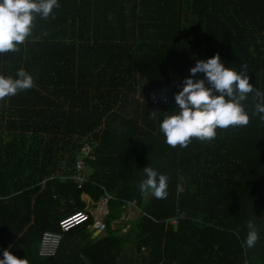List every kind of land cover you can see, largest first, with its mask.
Here are the masks:
<instances>
[{
  "label": "trees",
  "instance_id": "16d2710c",
  "mask_svg": "<svg viewBox=\"0 0 264 264\" xmlns=\"http://www.w3.org/2000/svg\"><path fill=\"white\" fill-rule=\"evenodd\" d=\"M59 4L54 18H35L18 52L0 53V75L22 67L34 81L0 100V234L18 218L40 243L86 209L87 195L107 199L108 214L103 237L82 247L83 264H264V123L251 115L252 94L249 123L210 141L171 147L159 130L198 59L243 64L264 92V0ZM86 143L95 159L79 188L68 178ZM148 165L168 178L163 199L137 187ZM132 202L140 216L113 228ZM248 220L261 237L252 248L243 246Z\"/></svg>",
  "mask_w": 264,
  "mask_h": 264
},
{
  "label": "clouds",
  "instance_id": "9594fccd",
  "mask_svg": "<svg viewBox=\"0 0 264 264\" xmlns=\"http://www.w3.org/2000/svg\"><path fill=\"white\" fill-rule=\"evenodd\" d=\"M59 7V0H0V53L18 52L32 33L35 18H54V9ZM189 73L181 90L174 96L177 111L166 115L159 123L167 145L184 148L192 138L200 141L214 139L217 129L246 126L249 113L243 102L250 93L254 99L251 115H258L260 122L264 123V92L254 90L249 83L245 65L241 64L240 71L226 67L216 53L207 59H198ZM198 73H203V78H197ZM33 83L32 75L22 67L14 76L0 75V100L30 89ZM155 114L150 111L151 116ZM143 173L137 185L139 191L157 199L165 198L167 176L150 165L143 168ZM246 228L243 246L252 248L261 238L260 233L252 220L246 222ZM22 260L5 248L0 264H22Z\"/></svg>",
  "mask_w": 264,
  "mask_h": 264
},
{
  "label": "crops",
  "instance_id": "0c3cea01",
  "mask_svg": "<svg viewBox=\"0 0 264 264\" xmlns=\"http://www.w3.org/2000/svg\"><path fill=\"white\" fill-rule=\"evenodd\" d=\"M87 172H89L88 169ZM82 199L87 204V210H95L97 203L93 202L89 196L83 195ZM11 203V201L7 202V204ZM19 209L20 217L22 218L25 215L22 204H19ZM140 213L136 205H131L127 208L122 218L129 220V223L137 219ZM20 223L18 218H15L14 224L6 222L3 232L0 234V258H2L3 250L7 248L15 256L23 259L22 264H41L39 262L40 243L38 242V235H28V228L24 229ZM103 233L104 232L97 234V230H93L89 226L86 228L80 227L79 229L66 233L56 258L53 261L43 264H83V262L78 259L81 257L82 247L88 243L90 238L103 237Z\"/></svg>",
  "mask_w": 264,
  "mask_h": 264
},
{
  "label": "built area",
  "instance_id": "2783aa9c",
  "mask_svg": "<svg viewBox=\"0 0 264 264\" xmlns=\"http://www.w3.org/2000/svg\"><path fill=\"white\" fill-rule=\"evenodd\" d=\"M95 159L94 148L90 144H84L76 162V174L73 177L68 179L72 180L79 188L82 187L88 181L87 172V162L93 161ZM179 191H182L180 188ZM104 203H97L94 211H90L85 209L84 211L76 212L64 219H62L59 223V232L46 231L43 233L39 255L43 258H53L56 257L61 246L63 237L66 233L72 231L73 229L82 226L90 219L93 220L92 224L89 227L93 230H99L101 232H105L107 229V225L104 222L106 215L108 214V206L107 199H104ZM131 205H136L135 202L129 203L128 207ZM171 224L176 225L178 222V218H174L169 221ZM122 223L119 221L113 224V228H118Z\"/></svg>",
  "mask_w": 264,
  "mask_h": 264
},
{
  "label": "rangeland",
  "instance_id": "374dc122",
  "mask_svg": "<svg viewBox=\"0 0 264 264\" xmlns=\"http://www.w3.org/2000/svg\"><path fill=\"white\" fill-rule=\"evenodd\" d=\"M100 203H104V201H101ZM140 214H141V213H140ZM119 221L122 223L121 226L123 227V226H125V225L128 223L129 220L122 218V219L119 220ZM119 221H118V222H119Z\"/></svg>",
  "mask_w": 264,
  "mask_h": 264
},
{
  "label": "water",
  "instance_id": "95a60500",
  "mask_svg": "<svg viewBox=\"0 0 264 264\" xmlns=\"http://www.w3.org/2000/svg\"><path fill=\"white\" fill-rule=\"evenodd\" d=\"M100 233H101V231L97 230V234H100Z\"/></svg>",
  "mask_w": 264,
  "mask_h": 264
}]
</instances>
